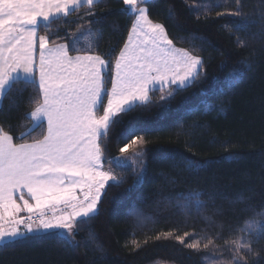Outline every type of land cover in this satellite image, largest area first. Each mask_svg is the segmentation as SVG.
Instances as JSON below:
<instances>
[{"label": "trees", "instance_id": "16d2710c", "mask_svg": "<svg viewBox=\"0 0 264 264\" xmlns=\"http://www.w3.org/2000/svg\"><path fill=\"white\" fill-rule=\"evenodd\" d=\"M215 4L220 6L189 7ZM243 4L244 12L264 10L262 0H243ZM142 6L154 22L165 25L176 48L203 58L200 76L167 100L160 97L173 87L154 89L147 104L115 118L101 141L102 164L122 182L105 186L99 213L88 222L96 234L95 243L87 248L81 243L75 250L46 238L0 245V264H234L236 253L230 246L240 235V226L264 211V34L259 17L246 30L236 31V18L216 17L217 12L234 10L235 0H148ZM124 8L123 0H103L91 9L94 17L77 18L89 11L85 6L66 19L54 20L49 29L42 25L39 34L48 31L50 43L68 44L79 26L100 21L90 25L98 33L92 52L114 62L134 20ZM192 33L203 39L192 40ZM238 36L246 47L238 46ZM78 39L81 46L83 36ZM243 61L251 62L250 70ZM233 68L243 75L230 87L227 75ZM112 70L107 69L108 88ZM36 98L31 85L14 83L1 100L0 126L14 137V143L41 139L46 131L42 125L22 140L15 139L32 125L26 114L35 107ZM139 137L146 141V151L144 177L137 183L140 165L131 159L140 146L130 142ZM126 144L127 151L121 153ZM226 152L241 153V158L226 159ZM122 156L128 166L109 162V157ZM185 159L206 164L199 170L189 169ZM189 189L206 193L201 199L208 203L199 213L175 206L178 194ZM141 216L146 218L143 222ZM87 231L82 229L76 240L83 242ZM186 232L190 235L179 242L176 237ZM163 233L172 235L157 239ZM192 243H198L200 250L187 247ZM244 258L247 264H264V238L254 240Z\"/></svg>", "mask_w": 264, "mask_h": 264}, {"label": "snow or ice", "instance_id": "6c2138e0", "mask_svg": "<svg viewBox=\"0 0 264 264\" xmlns=\"http://www.w3.org/2000/svg\"><path fill=\"white\" fill-rule=\"evenodd\" d=\"M102 2L0 0V100L12 90L14 83L31 85L37 91V98L33 101L35 107L26 114L32 125L15 139L22 140L31 135L44 121L47 124L41 139L19 144L14 143V137L0 126L2 246L38 238L63 241L73 250L81 247V243L85 248L89 243H95L96 234L88 222L99 213L98 205L105 194V186L109 182H122V177L102 170L105 155L101 141L108 136L111 125L116 122L115 118L137 105L147 104L151 99L149 92L154 90L156 84L163 87L176 85V88H171L160 97L162 101L167 100L177 90L190 86L203 70L201 56L193 55L187 49L176 48L168 38L165 25L149 17L148 9L142 6L148 0H123V10L135 19L128 40L114 62L92 52L98 33L93 32L90 25L100 21L89 20L88 26H79L75 33L70 34L68 44L50 43L48 31L39 34L42 25L49 29L54 20L66 19L85 6L89 11L77 18L83 20L85 17H94L96 13L91 9ZM219 6L189 5L190 8L205 10ZM243 7V0H235L234 10L217 12L216 17L236 18L235 30L244 31L257 22L254 17L258 16L261 22L260 33L264 34V10L244 12ZM172 14L169 9V16ZM228 30L231 32L233 29ZM79 36H83V47L80 46ZM191 39L202 40L203 37L192 33ZM237 44L239 47L247 46L246 41L239 36ZM70 51L83 54L73 56ZM242 63L251 69V62ZM110 66L113 71L110 76L111 88H108L106 77ZM242 75V72L233 68L227 75L229 86L234 87ZM101 107L103 111L99 114ZM130 143L140 146L133 152L135 159L131 161L132 164L140 165L136 181L140 183L145 173L142 157L146 151L143 148L146 141L139 137ZM128 147L126 144L120 148V152L125 153ZM225 158L239 160L241 153L226 152ZM108 159L117 166H128L126 157ZM183 163L187 168L197 170L206 164L205 161L192 159H185ZM77 189L82 199L76 194ZM25 193L28 198H25ZM204 195L206 193L203 189L181 192L175 206L199 213L208 203L201 199ZM18 200L22 203H18ZM243 200L241 196L239 201ZM21 213H27V216ZM255 216L240 226V235L231 242V250L236 253L232 257L234 264H247L244 254L252 251L254 240L264 238V211ZM138 218L141 222L146 219L142 216ZM82 229L88 230L83 242L76 240V235ZM171 235L163 233L157 239H167ZM189 235L186 232L176 239L183 243ZM209 244H205L204 248L207 249ZM187 247L200 250L198 243Z\"/></svg>", "mask_w": 264, "mask_h": 264}, {"label": "crops", "instance_id": "0c3cea01", "mask_svg": "<svg viewBox=\"0 0 264 264\" xmlns=\"http://www.w3.org/2000/svg\"><path fill=\"white\" fill-rule=\"evenodd\" d=\"M134 19H135V17H134ZM127 40H128V38H127ZM127 40H126V41H127ZM60 44H64V43H60ZM77 54H80V53H70V55H73V56H75V55H77ZM36 57H37V62H38V51H37V53H36ZM37 75H38V74H37ZM157 86H158V84H156V85L154 86V89H156ZM109 88H111V82H110V87H109ZM149 93H150V92H149ZM106 102H107V97L105 96L104 103L106 104ZM0 103H1V100H0ZM102 111H103V108L101 107V109H100V113H99V114H102ZM42 125L45 126V130H46V127H47L46 121H44ZM24 143H25V142H24ZM17 144H19V143H17ZM76 194H77L78 196H80V198H81L82 194H81V192H80L79 189L76 190ZM16 196L18 197V196H19V193H17ZM25 198H28V197H27V193H25ZM18 203H22V202L18 200ZM26 214H27V213H21L20 215L24 216V215H26ZM20 227H23V226H20Z\"/></svg>", "mask_w": 264, "mask_h": 264}, {"label": "rangeland", "instance_id": "374dc122", "mask_svg": "<svg viewBox=\"0 0 264 264\" xmlns=\"http://www.w3.org/2000/svg\"><path fill=\"white\" fill-rule=\"evenodd\" d=\"M82 42H83V40H82ZM81 46H84V43H81ZM80 54H83V53H80ZM113 71V70H112ZM171 87H173V88H176V85H171L170 87H163L162 85H160V84H158V86H157V88L156 89H160V88H171ZM151 92V91H150ZM149 95H150V93H149ZM133 159H135V158H133ZM133 159H131V160H133ZM128 161V160H127ZM102 170L103 171H110L108 168H102ZM83 198V196H81V199ZM24 216H27V214L26 215H24ZM21 226H23V225H21Z\"/></svg>", "mask_w": 264, "mask_h": 264}]
</instances>
